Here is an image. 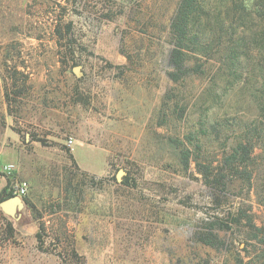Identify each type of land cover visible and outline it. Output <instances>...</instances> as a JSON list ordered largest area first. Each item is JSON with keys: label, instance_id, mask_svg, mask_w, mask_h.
Returning a JSON list of instances; mask_svg holds the SVG:
<instances>
[{"label": "rangeland", "instance_id": "374dc122", "mask_svg": "<svg viewBox=\"0 0 264 264\" xmlns=\"http://www.w3.org/2000/svg\"><path fill=\"white\" fill-rule=\"evenodd\" d=\"M178 1L0 0V197L28 188L15 216L0 206V264H255L263 234L248 246L236 234L230 252L191 242L210 192L157 118L176 86L166 30ZM205 86L178 88L194 112L183 132ZM242 200L264 229L255 190L231 203Z\"/></svg>", "mask_w": 264, "mask_h": 264}, {"label": "trees", "instance_id": "16d2710c", "mask_svg": "<svg viewBox=\"0 0 264 264\" xmlns=\"http://www.w3.org/2000/svg\"><path fill=\"white\" fill-rule=\"evenodd\" d=\"M166 32L167 75L177 87L164 97L157 118L159 125L173 127L168 139L173 159L183 172L195 164L213 205L194 227L191 242L230 252L240 234L248 246L249 237L259 239L264 229L254 225L244 200L238 206L231 202L255 190L264 206V176L255 187L258 149L264 158V0H179ZM195 79L206 82L194 105L199 119L183 132L178 121L194 112L191 101L181 105L178 88ZM131 180L124 184H136ZM13 197H0V203ZM70 257L78 255L73 250ZM252 263L264 264V249Z\"/></svg>", "mask_w": 264, "mask_h": 264}, {"label": "water", "instance_id": "95a60500", "mask_svg": "<svg viewBox=\"0 0 264 264\" xmlns=\"http://www.w3.org/2000/svg\"><path fill=\"white\" fill-rule=\"evenodd\" d=\"M76 72H78V68L76 69ZM0 206L6 214L13 217L16 215L17 211L24 208L25 204L21 197L15 196L2 202Z\"/></svg>", "mask_w": 264, "mask_h": 264}, {"label": "built area", "instance_id": "2783aa9c", "mask_svg": "<svg viewBox=\"0 0 264 264\" xmlns=\"http://www.w3.org/2000/svg\"><path fill=\"white\" fill-rule=\"evenodd\" d=\"M74 144H75V141H74V139H69L68 140V145L69 146H74ZM27 191H28V188H27V186L24 184V185H22L19 189H18V195L19 196H21V197H24V196H26V194H27Z\"/></svg>", "mask_w": 264, "mask_h": 264}]
</instances>
